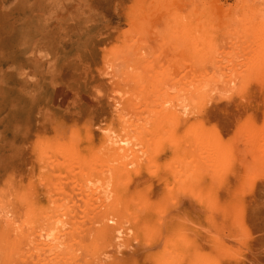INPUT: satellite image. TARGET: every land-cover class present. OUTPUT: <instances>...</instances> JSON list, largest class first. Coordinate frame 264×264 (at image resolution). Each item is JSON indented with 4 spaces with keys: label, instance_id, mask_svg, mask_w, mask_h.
<instances>
[{
    "label": "rangeland",
    "instance_id": "obj_1",
    "mask_svg": "<svg viewBox=\"0 0 264 264\" xmlns=\"http://www.w3.org/2000/svg\"><path fill=\"white\" fill-rule=\"evenodd\" d=\"M11 2L4 8V0H0V17H7L5 11ZM74 3L80 22L73 35L72 128L81 134L90 132L95 137L94 148L81 146L78 136L71 143L44 137L40 139L44 158L71 156L77 164L78 159L87 156L92 163L95 157H101L97 134L109 128L107 134L116 143L114 146L126 149L117 154L118 161L110 156L106 160L119 165L120 170L132 171L135 166L131 165V149L139 154L147 150L145 144L135 141L137 132L157 129L162 118L168 129L169 107L183 113L178 116V136L183 143L172 141L169 149L154 148L149 163L154 177L152 189L147 192L156 202L151 223L137 197L141 189L133 180L124 193L129 198L114 205L117 214L112 221L113 225L121 224V233L131 227L129 236L111 231L103 239L92 237L83 242L85 224L62 227L57 219L60 211L67 213L80 203L81 196L97 197L96 188L103 181L95 177L97 183L90 185L86 180L94 166L88 162L85 165L84 160L80 165L82 174H77L81 171L78 165L72 171V167L61 171L69 177L64 179L66 189L73 193V199L65 201L53 193L36 196L38 189L49 182L52 173L48 169L34 168L30 172L26 163L4 162L0 155V264L44 259L47 264H83L85 259L98 264L101 260L96 257L100 254L105 264H155L146 261L144 253L132 252L136 244L143 249V238L147 243L148 224L154 259L169 238V255H184L171 264H191L197 251L203 249L219 264H264V166L254 162V155L260 152L256 145L264 144V137L251 134L264 127V0ZM7 18L14 21V17ZM89 21L98 23L91 32L86 31ZM11 36L12 40L0 30V48L8 42L18 45V36L14 32ZM37 58L48 62L52 57L42 51ZM204 76H213L214 81L201 87L199 82ZM187 80L192 81L190 88L184 83ZM204 94L211 99L205 102ZM186 95L192 99H185ZM207 117L214 120L221 136L232 142L235 154L228 168L218 175L187 177L193 164L204 161L199 159L198 150L190 147L193 138L187 132L194 128V122L198 124ZM5 125L0 111V146ZM153 139L156 144L158 138ZM254 140L258 142L251 144ZM177 151L185 159L186 169L180 167ZM205 155L202 153L201 158ZM157 164L162 167L157 169ZM201 169L208 171L204 164ZM128 176L126 179H130ZM164 178L168 179L169 190L161 185ZM145 180L147 174L141 178ZM63 201L67 203L64 209L60 208ZM35 231L41 236L36 240V249L35 244L27 243L26 236ZM65 232L73 244L72 254L56 248L57 238ZM47 233L51 236L46 237Z\"/></svg>",
    "mask_w": 264,
    "mask_h": 264
},
{
    "label": "bare ground",
    "instance_id": "obj_2",
    "mask_svg": "<svg viewBox=\"0 0 264 264\" xmlns=\"http://www.w3.org/2000/svg\"><path fill=\"white\" fill-rule=\"evenodd\" d=\"M10 1L4 0L3 7L5 8ZM77 12L74 0H12L11 5L6 8L5 15L14 17V21L4 16L0 17V30L5 36H9L11 40L13 32L15 36H18V45H14V42H8L5 47L3 45L0 48V93L2 95L0 111L4 114L6 124L4 126L5 136L0 146L1 160L8 163H12V160L26 163L25 165L29 166L30 172L34 168L38 170L48 169L52 173L47 178L49 182L38 189L36 196L39 197V193L43 195L53 193L65 201L73 199L71 198L73 193L66 189L64 179L69 177L66 174H61V171L71 167L69 171H72L74 165H78L81 171L77 174H82L83 170L80 165L87 156L78 159L77 164L73 162L71 156H62L61 159L44 158L45 151L40 144V139L51 136L57 140V143L61 140L71 143L73 137L78 136L81 146L89 150L94 148L95 137L90 132L81 134L80 131L72 128L75 123V108L71 102L75 85L72 67L73 35L75 25L80 22L77 20ZM89 24L91 25L86 29L88 32L95 30L98 26L95 21H89ZM42 51H47L51 55L50 61L43 62L37 58V54ZM180 80L182 81V78ZM213 81V76H204L201 77L199 84L204 87ZM184 83L190 88L192 81L187 80ZM184 98L192 99L190 95H186ZM203 98L205 102L211 99L206 94ZM183 109L185 112V108ZM178 116H183L181 110L176 107H169L168 124L170 123V125L168 129L164 125L165 119L162 118L157 122V129L149 131L141 129L137 132L135 141L139 145L145 144L147 150L145 152L140 151L139 154L131 149L134 159L131 165L135 166L132 171L120 170L119 165L116 167L112 162L109 163L108 159L106 160V157L110 156L113 161H118L117 154L126 149L122 146H114L116 143L108 135L110 129L107 128L103 133L97 134L101 157H95V160L102 159L103 156L104 158L99 163L95 160L92 163L90 160L85 161V165L88 162L90 167L94 166L91 168L93 173L87 174L86 180L88 179L87 182L93 185L97 183L95 182L97 178L99 181H103V185L96 188L97 197L95 199L91 195L81 196L80 203L69 209L67 213L60 211L62 213H60L57 221L63 225L62 227L77 222L85 224V233L81 237V242L92 237L103 239L105 234H110L111 231L120 233L123 237L129 236L128 230L131 227H127L121 233V224L116 226L113 225L112 221L117 214L114 205L129 198L130 195L124 196V193L133 180L137 181L139 189H141L137 197L141 200V206L149 217L146 220L151 223L152 214L155 211L153 206L156 202H153L151 195L148 196L147 193L148 190L152 189L151 179L154 177L151 169L153 165H149V163L153 159L154 148L165 150L166 148L169 149V144L172 141L178 145L183 143L178 136L180 123ZM192 126L194 128L187 132L193 138L190 147L198 150L199 159L204 161L202 164L198 162L193 164L186 172V176H215L225 171L228 168L229 159L236 150L232 142L226 141L221 136L216 123L209 117L201 120L198 124L194 122ZM251 134L264 137V127L256 129ZM154 137L158 138L156 144ZM255 142L258 141L254 140L251 144ZM256 147L260 152L254 155V162L264 166V144H257ZM202 153L206 155L201 158ZM177 159L181 163L180 167L186 169L184 165L186 161L179 151H177ZM146 160L148 164H144ZM203 164L206 165L208 171H202L201 166ZM155 167L160 169L162 166L157 164ZM131 172H133L134 178L131 177ZM128 174L130 179H126ZM143 174H147L148 180L141 181ZM102 175L105 177L104 179H102ZM110 185H113L112 189H109ZM161 185L164 190H169L167 178L161 179ZM123 187L126 188L123 189ZM150 193L151 191H149ZM207 193L210 195V190ZM63 205L60 208L64 209L63 207H66L67 203L63 201ZM148 225L145 229L146 234L149 235L147 243L143 238V249H141L140 244H136L133 246L132 252L144 253L145 260L151 263L154 261L155 264H171L172 260L184 258L183 254L179 257L169 255V238H167L162 251L154 259L155 246ZM74 233H77V230H74ZM31 234H29L30 236L26 235L28 236L27 243L35 244L36 249L38 245L36 240L41 236L36 231ZM49 236L51 234L47 233L46 237ZM181 236L184 237L185 234L182 233ZM186 236L189 237L188 233ZM57 240L59 241L56 242L57 249L60 248L64 254L73 253V244L68 239L66 232L62 233ZM132 252L131 254H133ZM125 254L122 253V256ZM33 255L39 256L36 253ZM130 257L134 258L133 255ZM96 258L101 260L98 264H105L103 254ZM18 264L47 263L44 259V261L37 260L34 262L20 260ZM83 264H94V261L89 263L85 259ZM191 264H219V262L209 251L203 249L197 251Z\"/></svg>",
    "mask_w": 264,
    "mask_h": 264
}]
</instances>
